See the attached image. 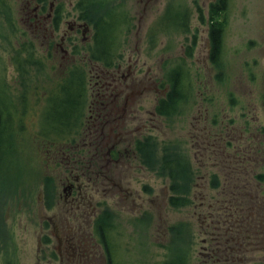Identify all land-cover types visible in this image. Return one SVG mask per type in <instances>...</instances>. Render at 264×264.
Listing matches in <instances>:
<instances>
[{
	"label": "rangeland",
	"instance_id": "1",
	"mask_svg": "<svg viewBox=\"0 0 264 264\" xmlns=\"http://www.w3.org/2000/svg\"><path fill=\"white\" fill-rule=\"evenodd\" d=\"M213 1L60 0L58 22L34 23L36 1L0 0V81L27 104L15 142L0 150V264H158L179 255L188 264H264V181L255 177L264 173V0H228L215 17L216 61ZM99 16L120 27L110 67L88 56L80 34L60 41L75 17L94 31ZM28 54L20 73L16 58ZM73 66L87 78L86 120L74 143L53 145L40 133L39 107ZM176 69L181 93L159 114ZM113 144L121 156L109 164ZM166 154L188 176L172 180ZM69 183L79 190L72 196Z\"/></svg>",
	"mask_w": 264,
	"mask_h": 264
},
{
	"label": "trees",
	"instance_id": "2",
	"mask_svg": "<svg viewBox=\"0 0 264 264\" xmlns=\"http://www.w3.org/2000/svg\"><path fill=\"white\" fill-rule=\"evenodd\" d=\"M227 4L228 0H215L210 3V55L213 61H216L220 53L221 32L223 26L221 21L216 20L215 17L227 8ZM90 12L91 10L88 11V13ZM94 20H96L94 23L95 29L92 36V43H89L87 49L88 56L92 60L97 62L100 61L105 65L104 67H110L113 61L112 57L114 58L115 54V50H113L112 46L116 38L114 33L117 31L119 32L120 27H117V22L111 20L107 21L101 16L98 18L96 17ZM15 56H17V54ZM15 58L16 57H14L13 62ZM19 58H16V62H19L18 65L16 64V70L22 73V70H25L26 64H29V61H31L32 58L30 54L24 56L22 61ZM69 71L70 72H67L61 81L48 89V95L42 102L41 107H39L40 113L38 115V126L40 128V133H42V136H49L48 142L53 145H69V143H74L76 137L80 136V134H77L80 122L83 121L82 126H84L86 120V116L84 114L82 117H80V115L82 110L86 107L89 95L87 78L84 75V71L82 68L80 69L79 66H73ZM179 78L180 71L178 69L170 73V90L166 93V97L162 98L156 106V111L159 114H167L172 111L175 105L172 103L176 101V95L181 93H179ZM14 80L12 82H15ZM25 100V93H20L18 97L14 98L12 88L0 81V150H2V148L9 147L10 145L12 146L13 141L15 142L16 140L13 133L15 134L16 128L22 129L21 125L23 115L27 111V104ZM51 112H54V115L50 114ZM42 125L43 128L46 129L45 131L42 130ZM143 148L150 149L148 145H143L140 149L143 151ZM15 150L17 151L16 145ZM16 151H14V154ZM162 159L164 160L162 169H164L167 174L173 178L172 180H174L176 176H188L189 169L186 166V163L179 162L177 160L178 157H169L166 154L162 157ZM255 177L258 181H264V173L256 174ZM210 184L213 187H216L219 184L215 174L213 175ZM172 189H177V186L172 184ZM170 202L172 205H184L186 197L172 196L170 198ZM238 206L239 203L234 208ZM209 214L211 216V211L208 214H204V219H206ZM236 221H238L237 218ZM96 229L101 235L102 242L105 244L108 254H110L108 249L109 241L105 237L104 233L105 228H103L100 223ZM111 260L112 257L110 258L109 263L113 264ZM158 264H188V261L179 255L177 258L170 257L168 260H162Z\"/></svg>",
	"mask_w": 264,
	"mask_h": 264
},
{
	"label": "flooded vegetation",
	"instance_id": "3",
	"mask_svg": "<svg viewBox=\"0 0 264 264\" xmlns=\"http://www.w3.org/2000/svg\"><path fill=\"white\" fill-rule=\"evenodd\" d=\"M36 1V6L34 8V14H33V22L34 23H42V22H50L53 20V23L56 21L58 22L60 20V12H61V3L60 0H49L47 3V8H46V0H34ZM40 11H42L40 13ZM46 11V12H45ZM45 12V14L43 13ZM59 17V20H58ZM68 30H64V34L61 37V44L63 42H65V40L67 38H71L72 36H77V34L81 35L80 38V42H82L83 44H87L92 42V30L90 29V25L81 17H75L72 21L68 22ZM51 45H53L51 42H49ZM60 44V47H61ZM110 82V81H109ZM104 94L101 95V97H103ZM100 105H103V103L101 101L98 102ZM105 108V106H104ZM104 108H100L97 111V115L101 116L104 115L102 109ZM117 143V142H116ZM100 143H98V141L96 142V145H99ZM108 155H107V161L106 163H112V162H116L118 161L121 156V152L118 150H115V145L113 144L109 149H108ZM100 154V153H99ZM103 153H101L102 155ZM99 155L97 153V147H95L93 155L90 157L91 162H98V158ZM86 158V156H85ZM85 158H80V163L83 164V161L85 160ZM98 169L94 170V174L96 177H98L101 173L99 171H97ZM75 180L78 181L80 178L79 176H75ZM66 188H64L65 190L67 189L70 193V195L72 196L75 191H79L78 189L75 190L73 183H69L67 186H65Z\"/></svg>",
	"mask_w": 264,
	"mask_h": 264
}]
</instances>
